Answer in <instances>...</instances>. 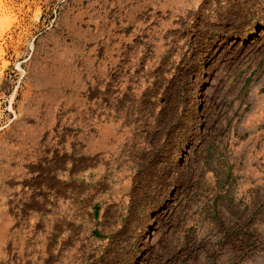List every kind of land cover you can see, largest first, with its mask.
<instances>
[{
	"label": "rangeland",
	"instance_id": "rangeland-1",
	"mask_svg": "<svg viewBox=\"0 0 264 264\" xmlns=\"http://www.w3.org/2000/svg\"><path fill=\"white\" fill-rule=\"evenodd\" d=\"M2 4L0 264H264V0Z\"/></svg>",
	"mask_w": 264,
	"mask_h": 264
},
{
	"label": "bare ground",
	"instance_id": "bare-ground-1",
	"mask_svg": "<svg viewBox=\"0 0 264 264\" xmlns=\"http://www.w3.org/2000/svg\"><path fill=\"white\" fill-rule=\"evenodd\" d=\"M4 4H2V0H0V16H3L5 14V11H4ZM5 22V21H3ZM151 221V220H150Z\"/></svg>",
	"mask_w": 264,
	"mask_h": 264
}]
</instances>
